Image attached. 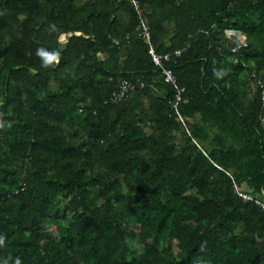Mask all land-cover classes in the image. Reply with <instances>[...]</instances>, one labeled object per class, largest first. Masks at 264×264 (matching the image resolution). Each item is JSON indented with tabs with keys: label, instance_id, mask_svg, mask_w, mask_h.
<instances>
[{
	"label": "trees",
	"instance_id": "1",
	"mask_svg": "<svg viewBox=\"0 0 264 264\" xmlns=\"http://www.w3.org/2000/svg\"><path fill=\"white\" fill-rule=\"evenodd\" d=\"M136 1L159 53L185 48L182 143L130 0H0V264H264L234 191L264 197V0ZM121 79L148 86L105 103Z\"/></svg>",
	"mask_w": 264,
	"mask_h": 264
},
{
	"label": "built area",
	"instance_id": "2",
	"mask_svg": "<svg viewBox=\"0 0 264 264\" xmlns=\"http://www.w3.org/2000/svg\"><path fill=\"white\" fill-rule=\"evenodd\" d=\"M130 2L134 7L137 16L138 36L148 47L150 61L158 68L163 81L170 85L174 90L173 96L169 101L170 114H172L188 132L185 119L180 111V105L184 99L183 94L185 92V88L179 85L177 77L170 66V63L176 62L185 48H178L174 51L159 53L152 42L150 26L145 18L142 7L136 0H130ZM223 33L224 39L230 44L232 52H237L241 47L246 45V37L240 31L226 28L223 30ZM252 78H254L253 84L259 90L260 106L264 111V82L261 79H257L255 74H252ZM146 86H148V84L144 81L121 79L117 88L110 94L108 99L105 100V103H118L125 99L130 93L138 89H143ZM261 123L264 125V116L261 117ZM234 191L242 200L252 202L264 212V197H256L237 185H234Z\"/></svg>",
	"mask_w": 264,
	"mask_h": 264
},
{
	"label": "rangeland",
	"instance_id": "3",
	"mask_svg": "<svg viewBox=\"0 0 264 264\" xmlns=\"http://www.w3.org/2000/svg\"><path fill=\"white\" fill-rule=\"evenodd\" d=\"M63 39H64V37L61 38V42H63ZM247 97L248 98H251V92L248 91ZM144 102H145V105H148V102L145 99H144ZM187 121H186V127H187V130H188V128L190 127V125L193 123V119L192 118H188ZM188 132L186 131V128H185V132L182 131L181 129L172 132L175 135V142L176 143H182L183 142V139L185 137L184 136L185 133L187 134ZM192 141L194 143H197V145L199 146V143H198L199 141L197 139H192ZM64 202H65V199L63 197H61V196L58 197L56 199V201L54 202V205L51 207V212H54L56 209L60 208L61 205ZM102 202H104V200L100 199L99 200V203H102ZM124 222L128 225L129 228L136 229V225L133 223V220L129 216H126V218L124 219ZM45 230L48 233L55 235V227H54V225L50 224L49 222H47V224L45 225ZM132 243H133L134 246H137L138 245V242L137 241H134ZM175 243H176L175 240H173L172 241V244H173L174 247H176L175 246Z\"/></svg>",
	"mask_w": 264,
	"mask_h": 264
},
{
	"label": "clouds",
	"instance_id": "4",
	"mask_svg": "<svg viewBox=\"0 0 264 264\" xmlns=\"http://www.w3.org/2000/svg\"><path fill=\"white\" fill-rule=\"evenodd\" d=\"M40 55H46L45 53H43L42 51H41V53H40ZM54 57H47V60H51V59H53ZM0 126H2V125H0ZM3 241L2 240H0V243H2ZM18 264H19V262H18Z\"/></svg>",
	"mask_w": 264,
	"mask_h": 264
},
{
	"label": "crops",
	"instance_id": "5",
	"mask_svg": "<svg viewBox=\"0 0 264 264\" xmlns=\"http://www.w3.org/2000/svg\"><path fill=\"white\" fill-rule=\"evenodd\" d=\"M63 42H65V38L63 39Z\"/></svg>",
	"mask_w": 264,
	"mask_h": 264
}]
</instances>
